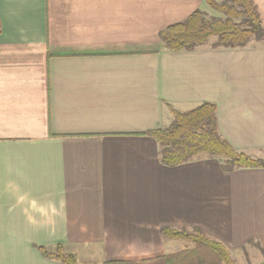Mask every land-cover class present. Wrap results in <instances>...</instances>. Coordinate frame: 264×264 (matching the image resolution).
Segmentation results:
<instances>
[{
  "label": "crops",
  "instance_id": "crops-1",
  "mask_svg": "<svg viewBox=\"0 0 264 264\" xmlns=\"http://www.w3.org/2000/svg\"><path fill=\"white\" fill-rule=\"evenodd\" d=\"M207 7L0 0V264H63L38 249L56 244L91 264L183 249L164 226L264 252V168L167 166L143 134L168 124L166 104L207 101L233 148L264 150V45L161 46L160 31Z\"/></svg>",
  "mask_w": 264,
  "mask_h": 264
},
{
  "label": "trees",
  "instance_id": "trees-1",
  "mask_svg": "<svg viewBox=\"0 0 264 264\" xmlns=\"http://www.w3.org/2000/svg\"><path fill=\"white\" fill-rule=\"evenodd\" d=\"M213 13L197 9L185 20L159 32L161 46L169 51H190L200 47L234 49L252 44L264 45V21L253 0H205ZM170 113L167 125L143 134L159 147L160 162L176 166L203 157L216 158L223 171L238 168H264V159L236 150L218 129L216 105L201 102L178 111L166 104ZM163 236L188 243L183 249L136 261H106L103 264H209L204 256L212 253L219 263L233 264L230 252L220 241L199 227L160 228ZM251 242V241H249ZM40 253L63 264H77L74 254L62 244L52 248L38 246Z\"/></svg>",
  "mask_w": 264,
  "mask_h": 264
},
{
  "label": "rangeland",
  "instance_id": "rangeland-1",
  "mask_svg": "<svg viewBox=\"0 0 264 264\" xmlns=\"http://www.w3.org/2000/svg\"><path fill=\"white\" fill-rule=\"evenodd\" d=\"M207 12L210 14L213 13L210 7H207ZM262 12L264 13V10H262ZM254 153L252 154L254 157L264 159V150H259ZM178 244H184V247L188 245V243L185 241H181V243ZM229 252L231 258L233 259V264H264V252L262 251V249H260L259 245L253 241L248 242V244L238 249L237 251L229 250ZM203 253H205L204 256L206 257V262H208L209 264H223L219 263L209 251L206 250V252L203 251ZM75 257L77 259V264H91L84 260L79 261L76 255Z\"/></svg>",
  "mask_w": 264,
  "mask_h": 264
}]
</instances>
